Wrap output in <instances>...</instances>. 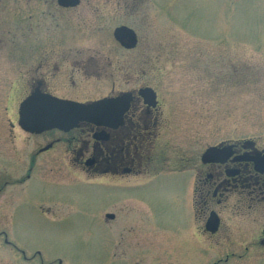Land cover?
I'll use <instances>...</instances> for the list:
<instances>
[{"label": "rangeland", "instance_id": "rangeland-1", "mask_svg": "<svg viewBox=\"0 0 264 264\" xmlns=\"http://www.w3.org/2000/svg\"><path fill=\"white\" fill-rule=\"evenodd\" d=\"M128 4L134 8L123 21L136 25L139 37L133 51L119 48L111 28L39 30L23 21L21 0H0V264H264V250L244 251L252 218L245 216L242 188L210 204L224 222L215 236L196 241L188 232L200 156L240 140L264 149V0ZM68 51L105 58L108 74L134 70L138 82L117 89L150 85L160 93L164 118L156 151L164 148L167 162L159 172L152 163L150 174L127 177L117 195L85 187L103 179L68 162L47 163L55 150L27 172L46 141L18 125L19 106L30 93L25 79L35 76L36 53ZM110 88L90 80L88 92L77 94L99 98ZM109 212L113 221L105 218Z\"/></svg>", "mask_w": 264, "mask_h": 264}, {"label": "flooded vegetation", "instance_id": "flooded-vegetation-1", "mask_svg": "<svg viewBox=\"0 0 264 264\" xmlns=\"http://www.w3.org/2000/svg\"><path fill=\"white\" fill-rule=\"evenodd\" d=\"M58 1L21 0L23 21L26 25L29 22L39 30L52 33L57 32L58 29L111 28L115 31L121 27L132 30L136 27L133 23L123 21L125 12L128 13L131 8H134V5L128 4L130 0H72L77 4L68 6H61ZM47 38L48 36H42L41 41H45ZM70 39L63 38L60 42L63 43L64 40L66 42ZM114 40L121 50L127 51L135 50L139 44L138 35L137 44L132 49H127L115 38ZM123 42L129 44L128 40H123ZM101 60L104 63L96 62L95 55L85 52L36 53L35 76L25 79L30 89L29 95L38 89L42 93L59 99L90 103L129 93L132 100L122 121L116 122L112 126L81 123L79 127L69 132L55 129L39 135L29 134L41 137L46 141V145L39 148L30 157L27 172L32 170L40 156L55 150L56 154L51 157L47 156V163L60 166L61 160L64 163L68 162L72 168H76L79 172L103 179L99 182L89 181L84 184L85 187H90L100 194L117 195L122 191L127 177L137 178L150 174L152 163L159 164L157 167L154 166L152 172L160 171V167L164 168V164L167 162L165 149L159 147L161 152L156 151L164 112H162L160 93L156 87L146 85L117 89V86L121 87L122 84L129 86L137 83L138 79L134 77L135 71L131 70L132 74H130V70L125 71L119 68L110 70L111 73L108 74L106 59L102 58ZM98 79L105 86L111 83L110 93L99 98H85L77 94L88 92L89 89H86L88 82L90 80L96 82ZM58 88H61V93L54 91ZM144 89H151L155 94L154 99L150 98L149 101L150 95L148 100L144 96H140L139 91ZM59 144L65 146L64 150L54 149ZM212 147L224 150V154L221 162L211 163H203V154L200 156V165L196 168L194 175V179L196 176L193 197L194 212L193 217L189 220L188 232L192 237H195L196 241H200V237L205 235L215 236L224 222L219 214L211 209L210 204L214 200H217L219 204L221 203L220 199L224 198L226 193L242 188L248 194L245 204H243V208L246 207L248 210L245 216L252 218L246 229L249 243L244 244V251L256 250L262 253L264 250V172L261 173L256 169L253 158L261 159L264 162V149H258L255 142L247 140L225 142ZM197 162L196 160L195 164ZM30 178V174H26V179ZM119 202L120 200L117 198L114 204ZM212 213H216L219 218V228L215 233L209 232L206 228ZM105 218L113 221L115 215L109 212L105 214ZM145 220L150 223L153 221L152 218ZM5 243L9 244L7 239H5ZM231 257L235 258L234 251L226 255V261L228 262ZM241 257L240 255L237 258Z\"/></svg>", "mask_w": 264, "mask_h": 264}, {"label": "water", "instance_id": "water-1", "mask_svg": "<svg viewBox=\"0 0 264 264\" xmlns=\"http://www.w3.org/2000/svg\"><path fill=\"white\" fill-rule=\"evenodd\" d=\"M61 6L77 4L72 0H59ZM114 38L125 48L132 49L137 44L136 33L127 27L117 28L114 31ZM123 40H128L125 44ZM140 96H144L149 101L154 99L155 94L151 89L139 91ZM132 98L129 93H125L116 98H105L90 103H79L70 100L59 99L50 94L42 93L35 89L19 106L18 125L29 134H42L51 130L69 132L81 123H90L96 126H112L116 122L122 121L124 113L129 108ZM224 150L217 147L207 149L202 155L203 163L221 162ZM256 169L264 172V162L261 159L253 158ZM207 230L215 233L219 228V218L216 213H212L207 226Z\"/></svg>", "mask_w": 264, "mask_h": 264}]
</instances>
